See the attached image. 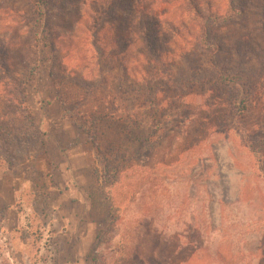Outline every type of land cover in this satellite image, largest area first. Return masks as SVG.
I'll return each mask as SVG.
<instances>
[{"label": "rangeland", "instance_id": "374dc122", "mask_svg": "<svg viewBox=\"0 0 264 264\" xmlns=\"http://www.w3.org/2000/svg\"><path fill=\"white\" fill-rule=\"evenodd\" d=\"M47 1L0 0V264H264V111L201 83L264 0Z\"/></svg>", "mask_w": 264, "mask_h": 264}, {"label": "trees", "instance_id": "16d2710c", "mask_svg": "<svg viewBox=\"0 0 264 264\" xmlns=\"http://www.w3.org/2000/svg\"><path fill=\"white\" fill-rule=\"evenodd\" d=\"M35 11L42 17L47 8L48 1L47 0H31ZM264 50H262L263 53ZM243 57V54L240 55ZM214 63V62H213ZM246 64V62H245ZM215 68L219 67L216 63L214 64ZM252 69V70H251ZM262 72H257L254 68L248 67L237 70L228 69L226 72L219 69L218 74L214 76V78H203L201 80L202 84H223V85H239V94L241 95V99L238 104V109L240 113H245L251 107L253 103L260 104V107L264 111V100L261 101L257 88L263 87L264 89V67L261 69ZM262 73V74H261ZM255 75V77H251V75ZM257 74V75H256ZM245 78V80H244ZM245 81V83L243 82ZM247 80H249L247 82Z\"/></svg>", "mask_w": 264, "mask_h": 264}]
</instances>
